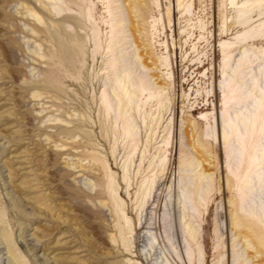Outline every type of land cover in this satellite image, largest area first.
<instances>
[{
  "label": "rangeland",
  "instance_id": "1",
  "mask_svg": "<svg viewBox=\"0 0 264 264\" xmlns=\"http://www.w3.org/2000/svg\"><path fill=\"white\" fill-rule=\"evenodd\" d=\"M263 71L264 0H0V264H264Z\"/></svg>",
  "mask_w": 264,
  "mask_h": 264
},
{
  "label": "bare ground",
  "instance_id": "2",
  "mask_svg": "<svg viewBox=\"0 0 264 264\" xmlns=\"http://www.w3.org/2000/svg\"><path fill=\"white\" fill-rule=\"evenodd\" d=\"M245 11V10H244ZM239 17H237V21H243V19ZM256 29V28H255ZM245 59V53L243 52L240 59L239 60H243ZM234 72H232V77L234 76ZM231 76V75H230ZM262 77L264 78V71L262 74ZM260 85V84H259ZM254 87V84H253ZM252 87V88H253ZM254 89V88H253ZM117 90V89H116ZM252 91V90H251ZM252 94V93H251ZM258 96V95H257ZM256 97V96H254ZM257 98V97H256ZM261 100V95H259L258 97V101H254L253 103V107L257 108V111L259 109V101ZM240 100H236V102H239ZM244 101V100H243ZM241 106V105H240ZM239 106V107H240ZM247 107V106H246ZM262 108V111L260 112L261 109H259V113L255 112L254 110H250L247 113L240 111V112H236V116H235V121H230L228 120L226 117V112L225 114L222 116V128H221V136H222V140H226L228 137V132L226 131V129H230L232 131V134L234 137L239 136L242 132L239 131L241 130V126H243L244 130H250V128L254 125V123H257V127L256 129V133L257 136L255 137V142L253 144V148L252 151L249 153L248 155V164H253L254 165V172H251L250 174H248L246 177L243 178V180L240 183V186L243 185H247L250 182V178L251 175H255L257 180L260 181V175H261V166L264 165V145L261 148H257L259 141L264 138V105ZM242 109V108H241ZM240 110V108H239ZM249 110V109H248ZM229 114V113H228ZM231 116V115H230ZM239 125L240 128H239ZM248 133V132H247ZM255 133V134H256ZM255 136V135H254ZM251 137V136H250ZM237 140V139H236ZM229 141V140H228ZM263 141V140H262ZM226 143V142H225ZM229 146V142L226 143V153H227V158L228 161L230 159H233L232 157V152L231 150L228 148ZM239 148V147H238ZM237 158V157H236ZM247 164V165H248ZM264 168V167H263ZM248 196V195H247ZM246 198V194L242 195V198L240 200V204L242 201H245ZM258 212V211H257ZM259 215V214H258ZM261 217V216H260ZM260 219V218H259ZM263 219H264V214H263Z\"/></svg>",
  "mask_w": 264,
  "mask_h": 264
}]
</instances>
